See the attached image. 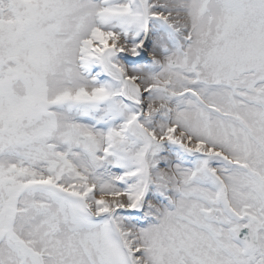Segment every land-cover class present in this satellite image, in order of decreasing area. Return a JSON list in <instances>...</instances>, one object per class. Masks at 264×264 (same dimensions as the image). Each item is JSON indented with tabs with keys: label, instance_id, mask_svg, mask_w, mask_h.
<instances>
[{
	"label": "snow or ice",
	"instance_id": "1",
	"mask_svg": "<svg viewBox=\"0 0 264 264\" xmlns=\"http://www.w3.org/2000/svg\"><path fill=\"white\" fill-rule=\"evenodd\" d=\"M0 264H264V0H0Z\"/></svg>",
	"mask_w": 264,
	"mask_h": 264
}]
</instances>
